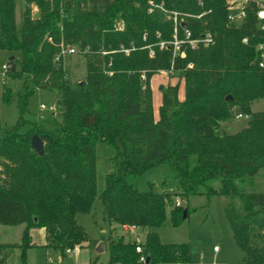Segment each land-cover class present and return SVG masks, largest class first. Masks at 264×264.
<instances>
[{"label": "trees", "instance_id": "trees-1", "mask_svg": "<svg viewBox=\"0 0 264 264\" xmlns=\"http://www.w3.org/2000/svg\"><path fill=\"white\" fill-rule=\"evenodd\" d=\"M25 1L18 26L17 1L0 0V49L21 51L20 70L15 58L7 62L8 78L24 81L17 93L20 119L0 124V225H24L19 244H0L5 258L19 249L20 264H26L27 252L36 246L30 234L35 227L45 230L43 248L67 258V247L90 242L76 215L90 213L99 199L109 226L147 231L143 243L110 237L108 264H191V245L165 244L156 231L167 208L174 227L189 217L174 197L238 195L244 213L230 203L226 219L243 264H264V220L258 219L264 192L247 191L264 172V111L253 110L254 102L264 99L258 49L264 29L255 5L241 24L230 25L228 0ZM174 13L177 25L170 18ZM176 27L180 38L189 29L193 38L210 32L215 43L196 50L185 46V58L175 56L160 42L172 40ZM62 44L79 48L84 79L74 82L63 62L57 63ZM123 48L134 50L126 54ZM170 69L184 79L185 100L178 99V85L165 89L155 121L151 79ZM46 89L59 95L61 123L55 129L24 118L32 93ZM2 95L6 103L14 96L8 87ZM237 114L249 116L247 127L225 132L222 122ZM26 126L30 129L21 131ZM34 134L45 143L42 155L32 147ZM99 148L111 165L102 190ZM160 164L175 171L173 191L153 185L140 191L126 179ZM142 255L145 263L139 261Z\"/></svg>", "mask_w": 264, "mask_h": 264}, {"label": "rangeland", "instance_id": "rangeland-1", "mask_svg": "<svg viewBox=\"0 0 264 264\" xmlns=\"http://www.w3.org/2000/svg\"><path fill=\"white\" fill-rule=\"evenodd\" d=\"M16 16L17 24L20 25L22 19V11L25 8L24 0H16ZM37 10V9H34ZM170 18L174 21V14H170ZM121 50H115L120 52ZM123 52V51H121ZM15 57V63L17 69H21V51L15 50L14 52L0 49V71L8 64V60ZM63 62L65 69L68 72V76L74 81L82 80L86 74V61L79 51L75 55L61 57L57 61L58 64ZM166 72V71H164ZM168 73V72H166ZM157 78H163L164 76L160 72L156 73ZM165 78H168L169 83L166 81L159 82L158 85H162L156 88L159 94L168 87L178 85L177 81L182 79L176 72L168 73ZM24 81L22 79H9L7 78L3 83L0 79V124H6L7 126L15 125L20 119L21 113L18 110V91L23 87ZM10 88L13 91L14 96L10 103H6L3 100L2 91L4 88ZM180 90V89H178ZM59 100V95L54 90H37L32 93L28 101V112L24 115V118L29 120L32 125L41 124L47 129H55L61 123L60 113L56 109V105ZM44 105L45 110L40 106ZM55 107V110L50 109ZM253 110L264 111V99L255 101L253 104ZM158 114V112H157ZM249 119L236 118L229 120L228 125L230 132H234L238 129L244 128L248 125ZM30 129V126H26L21 129L25 132ZM236 129V130H234ZM1 135V126H0ZM99 159L97 161L98 178L97 185L99 190L104 188V178L107 173L110 172V163L108 162V156L104 154V151L99 148ZM175 171L168 164H160L157 167L144 172L141 176L135 177L128 175L127 181L137 186L140 191L148 190L151 185L157 191H173L175 186ZM255 184L247 187V191L256 190L258 192H264V172L255 177ZM166 185H165V183ZM215 187L220 186V182L215 181L213 183ZM175 200H180V206L187 209L189 217L186 218L178 226H173L172 216L170 214V208H167L166 221L156 229L160 235V239L165 244L186 243L192 246L191 264H243V251L239 244L236 243L233 230L226 219L225 209L232 203L236 212H243V200L238 195L233 198L224 196H213L208 198L206 195L190 196L188 199L174 197ZM103 206L99 199H96V204L90 213L77 214V221L82 226L85 232L90 238V242L82 247L81 252L74 256L68 255L65 258L63 264H81L82 261L87 262L91 257L92 261L98 259L99 263L108 264L109 260V238L117 239L121 235L126 237L125 242L128 240H135L136 235L129 236V232L122 231L119 226H114L112 234L110 232V226L107 224L102 216ZM259 220H264V210L258 216ZM137 231V230H136ZM22 228L19 226L0 225V242L16 244L21 241ZM112 235V236H111ZM140 240L144 239V233L138 235ZM34 242L40 245L44 242V235L39 227H35L33 231ZM103 245L104 250L97 252L100 245ZM219 248V252L215 251V248ZM15 257L11 260L13 264H20L21 250L16 251ZM53 258L56 262H50ZM26 264H61L58 262L57 256L54 252L42 247H35L29 249L27 252Z\"/></svg>", "mask_w": 264, "mask_h": 264}, {"label": "built area", "instance_id": "built-area-1", "mask_svg": "<svg viewBox=\"0 0 264 264\" xmlns=\"http://www.w3.org/2000/svg\"><path fill=\"white\" fill-rule=\"evenodd\" d=\"M255 5V7L258 9L257 10V18L258 20L261 22L262 25V30L264 29V0H228L227 1V9L229 10V15H228V23L231 25H236V24H241L244 19L246 18V14H247V8H249L250 6ZM174 23L175 25H177L178 23V16L177 13H174ZM121 29V27L119 28ZM122 30V29H121ZM244 43H247V39L243 40ZM214 37L210 32H206L203 35H201L199 38H193L192 37V33L189 29H185L184 34H183V38H180L178 35V29L176 27L175 29V34L173 36L172 40H169V42L166 41H161L160 42V47L162 49H170L172 48L173 53L175 56H179L181 58H185L186 52L183 48H185V46H190L192 49H198L201 45L207 47L211 44H214ZM61 51L59 53V55L56 57V61H58L59 59H61V57H65V56H70V55H75L77 52H79V48L78 47H74V46H70V45H61ZM258 49L260 51V62H259V67L264 71V43L260 44L258 46ZM132 50H134V48L132 49H125L123 48L122 51H124L126 54H129ZM105 54V53H104ZM153 51L150 52V55L153 56ZM190 67L192 66V64L189 65ZM8 65L6 64L3 67V70L0 71V79L2 80V82L4 83L5 80L8 78ZM174 69H170V71H168V73H174ZM143 75V74H142ZM143 78H145V75H143ZM41 109L45 110L46 107L44 105L40 106ZM50 109L55 110V107H50ZM236 118H244V119H249V116L247 115H242V114H237ZM180 200L177 199L176 200V205L179 206ZM120 229L124 232H133L134 231V227H127L125 225L120 226ZM137 247V251L139 253L143 252V248L142 246H136ZM82 248L80 247V245H74L72 247H67L66 248V254L67 255H78L81 252ZM216 250H218V247L216 248ZM145 255H142L140 257V262L145 263ZM7 261L8 264H13L10 257H8L7 259L5 258V254L0 252V261ZM53 262L54 259L51 258L50 262Z\"/></svg>", "mask_w": 264, "mask_h": 264}, {"label": "crops", "instance_id": "crops-1", "mask_svg": "<svg viewBox=\"0 0 264 264\" xmlns=\"http://www.w3.org/2000/svg\"><path fill=\"white\" fill-rule=\"evenodd\" d=\"M24 1H25V0H24ZM25 6H26V1H25ZM34 9H37V7H36L35 4H32V10H33L34 15H35V14L38 12V9H37V10H34ZM23 10H24V9H23ZM14 58H15V57H14ZM160 74L163 75L164 77L158 79V78H157V75H158V74H155V76L151 79V90H153V106H154V119H155V121L158 120V118H159V109H160V107H161L160 105L162 104V99H163V93H162V92H161L160 94H159V92L157 93L156 88L159 87V90L162 88V85H158L159 82H163V81H166L167 83L171 82V81L168 80V78H165V76H166L168 73H166V72H164V71H161ZM178 82H179V83H178ZM177 83H178V89H180L179 92H178V99H179L180 102H182V101L185 100V95H186V89H185V82H184V79H180V81H179V79H178ZM254 111H255V110H254ZM157 112H158V114H157ZM249 121H250V120H249ZM228 122H229V121L222 122L221 126H222V129H223L225 132L229 133V134H234L235 132H238V131H240L241 129H243V128L238 129V130L234 129V130H236V131H234V132L232 133V132H230V131H232V130H230L229 125H228ZM246 127H247V126H246ZM244 128H245V127H244ZM113 227H114V224H113L112 226H110V230H111ZM21 228H22V231H23V229H24V225H21ZM119 228H120V227H119ZM34 229H35V228L30 229V234H31V237H32V242H33L34 245H36V246H35L36 248H37V247H38V248H39V247H42V248H43L44 245H45V243H46V234H45V230H44V228H40L42 234L44 235V242H42L40 245H37V244L34 242V238H33V231H34ZM128 232H129V231H128ZM128 232H127V233H128ZM146 232H147V231H145V230H144V231H140V230L137 229V231L134 230L133 232H129V236L131 237L132 235H136V236H137L136 241L139 242V243H143V242H144V239H145V236H146ZM124 233H125V232H124ZM143 233H144V239H143V240H140V238H138V237H140V236H138V235H142ZM21 234H22V233H21ZM121 236H122V235H121ZM123 237H124V236H123ZM21 238H22V237H21ZM124 240L127 241V240H126V237H124ZM20 242H21V241H20ZM20 242H19V243H20ZM19 243H16V244H19ZM0 244H4V243H1V242H0ZM35 247H33V248H35ZM216 248H217V247H216ZM216 248H215V251H216V252H219V251H220L219 248H218V250H216ZM30 249H31V248H30ZM16 251H19V249H14V251L10 254L9 257H10L11 260L13 259V257H15L16 253H17V255H18L19 252H16ZM50 251H51V250H50ZM52 251H53V250H52ZM53 252H54V251H53ZM54 254L57 256L58 262L61 263V264H63L65 258L62 259L61 255H60L59 253L54 252ZM243 256H244V254H243ZM56 261H57V260L54 259L53 262H56ZM91 261H92V259H91V257H90L89 260H88L87 262L82 261L81 264H89ZM191 263H192V262H191ZM176 264H179V263H176Z\"/></svg>", "mask_w": 264, "mask_h": 264}, {"label": "water", "instance_id": "water-1", "mask_svg": "<svg viewBox=\"0 0 264 264\" xmlns=\"http://www.w3.org/2000/svg\"><path fill=\"white\" fill-rule=\"evenodd\" d=\"M38 15V12L34 15L35 17H37ZM14 58H11L10 60H13ZM228 100H231L232 98L231 97H228L227 98ZM32 147L33 149L40 155H42L44 153V148H45V143L43 140H41V138L37 135V134H34L32 136ZM184 218L187 217V210H184ZM104 250L103 248V245L101 244L98 249H97V252H102ZM147 261H149V259H147Z\"/></svg>", "mask_w": 264, "mask_h": 264}]
</instances>
